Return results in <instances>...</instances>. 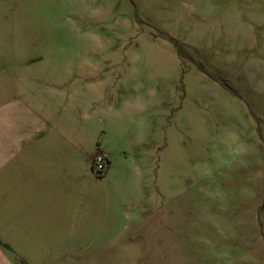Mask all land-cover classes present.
Instances as JSON below:
<instances>
[{
	"label": "rangeland",
	"instance_id": "374dc122",
	"mask_svg": "<svg viewBox=\"0 0 264 264\" xmlns=\"http://www.w3.org/2000/svg\"><path fill=\"white\" fill-rule=\"evenodd\" d=\"M26 77L93 174L29 264H264V0H0V80Z\"/></svg>",
	"mask_w": 264,
	"mask_h": 264
},
{
	"label": "crops",
	"instance_id": "0c3cea01",
	"mask_svg": "<svg viewBox=\"0 0 264 264\" xmlns=\"http://www.w3.org/2000/svg\"><path fill=\"white\" fill-rule=\"evenodd\" d=\"M24 81L0 80V264H17L11 254L29 264L18 253L28 251L36 232L47 235L67 212L77 213L88 195L84 182L93 178L79 162L80 138L66 133L64 92Z\"/></svg>",
	"mask_w": 264,
	"mask_h": 264
},
{
	"label": "built area",
	"instance_id": "2783aa9c",
	"mask_svg": "<svg viewBox=\"0 0 264 264\" xmlns=\"http://www.w3.org/2000/svg\"><path fill=\"white\" fill-rule=\"evenodd\" d=\"M108 163L107 155L101 151L97 152V154L93 158V169L97 173H104L106 166Z\"/></svg>",
	"mask_w": 264,
	"mask_h": 264
}]
</instances>
